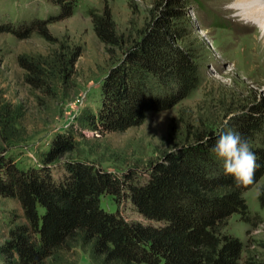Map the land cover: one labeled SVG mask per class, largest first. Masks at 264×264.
I'll use <instances>...</instances> for the list:
<instances>
[{"label":"trees","instance_id":"16d2710c","mask_svg":"<svg viewBox=\"0 0 264 264\" xmlns=\"http://www.w3.org/2000/svg\"><path fill=\"white\" fill-rule=\"evenodd\" d=\"M53 1L61 9L58 16L19 27L0 25V33L20 39L38 35L52 45L47 55L17 58L25 83L50 99L68 85L82 55L80 47H70L49 30L73 15L78 0ZM165 5L128 35L118 33L108 6L88 12L112 66L98 110H86L78 119L82 128L102 136L125 132L143 125L149 114L179 105L198 88L204 77L200 52L183 46L190 28L180 24L188 13L179 1ZM12 121L5 108L0 137L10 149ZM229 130L247 140L256 155L259 167L248 187H236L224 174L211 151L221 132L203 120H174L168 139L175 150L144 173L130 169L117 175L77 160L65 163L63 175L54 177L49 166L61 152L76 150L72 130L55 140L43 165L32 168H22L9 148L0 149V197L17 201L22 212H14L7 224L8 238L0 247L4 264H63L62 253L78 246L90 247L94 264H241L244 244L225 229L234 215L250 224L259 219L251 215L244 194L264 178V103L250 104ZM106 198L115 211L103 208ZM128 201L147 222L123 216L121 207ZM259 202L264 209V194Z\"/></svg>","mask_w":264,"mask_h":264},{"label":"rangeland","instance_id":"374dc122","mask_svg":"<svg viewBox=\"0 0 264 264\" xmlns=\"http://www.w3.org/2000/svg\"><path fill=\"white\" fill-rule=\"evenodd\" d=\"M176 1L188 13L180 23L190 28L183 46L200 52L204 77L198 88L179 105L151 113L143 125L125 132L102 136L78 123L86 110H98L102 83L112 66L88 12L102 11L108 6L118 33L128 35L140 30L152 15L164 9L166 0H78L70 18L51 24L49 30L54 37L82 50L75 74L67 86L61 87L56 99L27 85L25 71L17 62L18 56L23 54L47 55L52 45L38 35L20 39L11 33H0V114L5 115L8 108L13 120L7 129L11 149L1 137L0 149L9 148V155L15 157L22 168H32L43 165L44 155L55 140L72 130L76 150L61 152L49 166L54 177L63 175L65 163L77 160L117 175L130 169L144 173L175 150L174 142L168 139L174 120L181 117L189 123L203 120L211 129L222 133L229 130L232 119L250 104L264 103L263 33L254 19L247 18V10L239 5L246 0ZM60 13L61 9L53 0H0V25L19 27ZM181 130L184 132L183 127ZM262 194L264 178L244 194L251 215L259 217L255 223H246L240 215H234L225 229L244 244L241 264L246 261L264 264V209L259 202ZM102 206L108 211L116 209L110 198L104 199ZM14 212L22 213L19 203L0 197V247L8 238L7 224ZM121 212L128 221L147 222L129 201L123 204ZM62 257L63 264H94L90 247L78 246L62 253ZM4 260L0 256V264H4Z\"/></svg>","mask_w":264,"mask_h":264},{"label":"clouds","instance_id":"9594fccd","mask_svg":"<svg viewBox=\"0 0 264 264\" xmlns=\"http://www.w3.org/2000/svg\"><path fill=\"white\" fill-rule=\"evenodd\" d=\"M211 151L222 161L225 175L232 176L236 187H248L255 181V172L259 167L255 153L247 140L228 130L216 139Z\"/></svg>","mask_w":264,"mask_h":264},{"label":"bare ground","instance_id":"6f19581e","mask_svg":"<svg viewBox=\"0 0 264 264\" xmlns=\"http://www.w3.org/2000/svg\"><path fill=\"white\" fill-rule=\"evenodd\" d=\"M239 5L243 6L242 10H247V18L254 19V23L261 28L264 40V0H246L239 2Z\"/></svg>","mask_w":264,"mask_h":264}]
</instances>
